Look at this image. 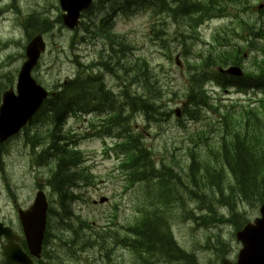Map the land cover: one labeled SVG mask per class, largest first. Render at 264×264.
I'll return each instance as SVG.
<instances>
[{
  "label": "trees",
  "instance_id": "obj_1",
  "mask_svg": "<svg viewBox=\"0 0 264 264\" xmlns=\"http://www.w3.org/2000/svg\"><path fill=\"white\" fill-rule=\"evenodd\" d=\"M231 3H236V0ZM231 3L201 0L195 4L194 12L202 19L219 11L222 5ZM247 4L246 1L245 14L249 8ZM141 5L143 8L148 7L146 2H142ZM113 7L110 0H97L90 13L95 9H103L102 14L95 21L86 18L72 38L71 47L76 42H86L88 38H92L100 45L101 50L89 64L77 61L78 73L74 80L68 81L62 92L53 98V140L48 141L50 149L53 150V162L56 163L53 168V191L59 196V204L65 211L63 218L70 221L68 214L70 204L80 198L81 187L93 181L82 166V156L69 149L68 142L71 141V137L63 133L62 125L71 113L76 114L80 111L106 113L102 119L104 135L119 138L116 149L120 165L123 164L125 179L129 177L131 182L146 183V189L142 193L143 216L136 224V239L130 243L139 259L146 261L159 247L163 250L168 246L173 247L171 234L163 233L164 229L159 222L161 207L167 199L171 203L176 198H182V195L176 191L178 186L170 160L157 159L152 149L143 142V136L133 132L132 123L135 116L140 114L148 125H160L171 120L173 110L167 92L150 64L140 58L134 61L131 44L125 37L111 33V24L104 16L107 9ZM262 23L264 21L251 23L247 18L237 23L236 29L239 30L237 37L240 42L245 41L246 46L240 47V54L234 50L229 58L233 59L241 55L243 50L251 49L252 53L261 56L255 59L258 65H262V68H259L260 72H251L242 78L220 75L216 68L230 63L227 55L222 52L211 56L205 67L198 64L188 67L183 96L187 98L189 106L195 107L184 109L187 117L199 120L205 109L210 108L208 104L211 97L203 89L208 80H214L225 89L233 87L243 94H248L245 91L253 87H264V80L261 77L264 74ZM47 24V19L39 18L35 32L49 30L47 33L44 32L48 35L52 30V24L49 22L50 29L46 27ZM237 64L240 65L241 62ZM104 73L116 80L117 89L124 87L123 90L115 94L108 88ZM119 78L123 79L122 84L118 82ZM124 79L129 81V84L126 85ZM217 111L212 130L216 138L209 137L205 131H200L192 136L193 148L188 150L193 156L203 145L209 144L210 148L216 149L217 159L213 162L204 161L200 178L193 175L190 181L199 188L205 186V191L209 187L208 193L212 192L208 199L201 193H197L196 196L198 206H206L207 211L210 210L214 215L212 220L223 221L218 208L226 207L231 215L230 221L239 224V221H244L247 208L255 210L264 204V92L261 101L252 98L247 105L238 104L237 108L225 107L223 111L217 108ZM197 162L196 159L193 160L192 173L199 166ZM211 175L212 181L209 179ZM151 184L155 185L154 193L149 187ZM72 189H75L77 194L73 193ZM201 220L205 226L216 223L208 222V213ZM62 234L69 241L71 235L77 234L75 226H71L69 231ZM80 236L87 243L95 240V237L88 238L86 234ZM178 260L182 264H195L197 261L195 257L186 254L180 256Z\"/></svg>",
  "mask_w": 264,
  "mask_h": 264
},
{
  "label": "rangeland",
  "instance_id": "obj_2",
  "mask_svg": "<svg viewBox=\"0 0 264 264\" xmlns=\"http://www.w3.org/2000/svg\"><path fill=\"white\" fill-rule=\"evenodd\" d=\"M16 6L20 7L19 0H14ZM183 2L179 1L181 4ZM159 4V8L156 11L141 10L136 12L133 16H121L117 19V31L121 34H125L128 40L133 45V59L134 61L140 57H146L152 68L158 73L163 85L167 89L168 98L172 100L171 107L175 110L176 107L182 105L184 81L182 77L183 69L180 70L176 65L168 60V49L178 52L180 50L179 44L182 40V35L190 36L191 30L185 22L177 19H173L168 16L164 8ZM22 15L26 16L29 10L26 7H20ZM28 16V15H27ZM1 17V14H0ZM258 16H255L257 19ZM8 20L0 26V40L8 42L15 40L18 44H8L6 50L0 51V63L2 64L0 69V87L3 85L4 80H8V74H14L20 69L23 63V58L20 57V53L23 52L25 42L27 40V33H25L20 27L14 29L13 21L17 16L9 15ZM48 20L46 27L50 29V20L53 15L43 16ZM264 21V16L262 18ZM34 15H30V21L28 25V32L34 30ZM227 21L216 20L211 21L203 26L200 31V38L206 41L211 40L212 34L221 26L226 24ZM19 25V23H17ZM20 26V25H19ZM41 28V27H40ZM49 31V30H48ZM44 31V32H48ZM42 32V33H44ZM73 31L68 30L63 25H57L54 30L48 35L47 41L49 43V49L52 44L51 52L43 57L39 68L35 72V76L44 81V85L51 87L55 82L60 83L68 76H72L77 72V66L75 64L74 53L78 54L83 60H90L96 56V49L93 44H80L77 51H73L69 45ZM54 43V45H53ZM193 46L196 50L205 49L204 44L199 40H193ZM14 54V57L7 59V56ZM17 55V56H16ZM253 55H250L246 65L250 66V61ZM5 64V65H4ZM158 77V78H159ZM108 84H114V81L108 77ZM4 84H6L4 82ZM219 98V96H217ZM222 101L228 103L233 102L235 108L238 107L239 102H245L247 99L244 96L230 93L221 94ZM183 126L173 116L170 122L162 125H153L146 127V123L141 117H137L135 121L136 128L144 131L147 138L146 143L154 150L158 159L162 157H168L170 159H176L180 164L185 167L187 162L186 149L189 145V137L198 130L205 129L207 121L204 123H196L190 118H181ZM75 128L82 127L81 121H69V125ZM88 128V125L86 129ZM85 129V130H86ZM213 138L216 136L212 135ZM52 141V140H51ZM108 140L104 141L98 137L91 139H84L80 142V150H82L85 158V166L91 169L92 174L96 177V186L86 189L84 191V200L74 205L73 212L77 216H81L84 219H88L89 222L97 230H107V226L111 230L118 231L119 235L124 234L123 227L133 222L137 216L136 213V199L142 192L141 186H136L134 189L125 191V183L121 176V173L117 167V158L111 155L110 152L106 153V147ZM211 143V141H210ZM43 152L53 155V151L49 150V145H44ZM12 159L15 158L16 151H12ZM20 160H17L10 167L16 168ZM56 165L53 162V166ZM101 196L109 198V202L104 205H94L93 201L98 200ZM57 199L53 193V201ZM194 204V208H195ZM193 207V205H192ZM216 209V208H215ZM226 213V210H218L221 214ZM255 210L247 209L248 217L254 220ZM205 213H199L198 216H202ZM209 223L217 222L218 219L212 220L214 215L211 211H208ZM255 216V217H254ZM53 227H58L56 220L53 218ZM235 232L234 227L230 223L221 224L218 228L205 229L196 227L193 222L175 223L174 235L178 243L194 253L197 258L198 264H218V257L223 254L226 248L219 247V251H212L208 249L207 243L215 242V236H220L226 241H230V233ZM56 244H59L58 239L55 240ZM63 247V246H62ZM229 248H234L235 252L231 258L235 260V254L238 252V245L231 241ZM55 253L56 250L53 248ZM169 252V251H168ZM170 253V252H169ZM62 257L60 253H57ZM177 255V253H171ZM89 260L96 262L98 254L96 252L89 251V256L83 255V264H86ZM63 258V257H62ZM133 255L128 252L122 251V248L115 247L111 254V264H134ZM101 264H104L100 261ZM109 264V263H107Z\"/></svg>",
  "mask_w": 264,
  "mask_h": 264
},
{
  "label": "flooded vegetation",
  "instance_id": "obj_3",
  "mask_svg": "<svg viewBox=\"0 0 264 264\" xmlns=\"http://www.w3.org/2000/svg\"><path fill=\"white\" fill-rule=\"evenodd\" d=\"M53 140V137L42 136L40 140L35 145H29L23 143V151L17 152L14 159H12V153L9 149L10 144L1 145L0 144V178L2 179V185L4 187V193L2 200L9 207V211H5L4 217L0 214V222L4 227L14 228L18 234L19 230V217L18 213L21 209L29 208V202L20 195L19 190H22L25 185V177L28 174L31 177L33 183L34 194L44 190L47 197L51 198L53 201V190L48 186L47 182L43 185L42 175L47 176L48 172L53 167V155L43 152L44 145H49L48 141ZM17 160H21L22 164L20 166L21 171H18L21 176L20 181L16 180V176L12 173L10 169L11 165ZM51 163V164H50ZM44 165V169L42 167ZM46 165V166H45ZM26 251V246L23 241L16 245Z\"/></svg>",
  "mask_w": 264,
  "mask_h": 264
},
{
  "label": "water",
  "instance_id": "obj_4",
  "mask_svg": "<svg viewBox=\"0 0 264 264\" xmlns=\"http://www.w3.org/2000/svg\"><path fill=\"white\" fill-rule=\"evenodd\" d=\"M92 0H61L64 11L68 14L64 15V23L70 28L78 25L80 12L89 7ZM44 49L41 39H38L31 47H29V61L24 64L20 73V87L22 88L23 106H17L18 109L11 108L12 113L8 116L11 121H16L23 117L24 111H30L32 104L44 93L38 88H34V82L30 78V71L36 63L40 51ZM230 74L242 76L243 72L240 68H231L227 71ZM11 124L7 123V127ZM261 218L256 219L255 225H250L244 231L238 233L237 238L243 243L238 264H264V205L260 209Z\"/></svg>",
  "mask_w": 264,
  "mask_h": 264
}]
</instances>
